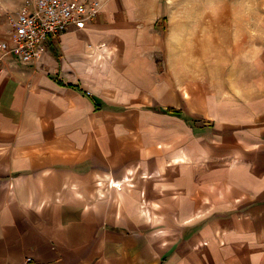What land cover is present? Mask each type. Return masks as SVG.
I'll return each instance as SVG.
<instances>
[{
    "label": "crops",
    "instance_id": "crops-1",
    "mask_svg": "<svg viewBox=\"0 0 264 264\" xmlns=\"http://www.w3.org/2000/svg\"><path fill=\"white\" fill-rule=\"evenodd\" d=\"M125 2L0 60V264H264V52L178 66Z\"/></svg>",
    "mask_w": 264,
    "mask_h": 264
},
{
    "label": "rangeland",
    "instance_id": "rangeland-1",
    "mask_svg": "<svg viewBox=\"0 0 264 264\" xmlns=\"http://www.w3.org/2000/svg\"><path fill=\"white\" fill-rule=\"evenodd\" d=\"M127 3L144 8L151 5L160 11L159 34L174 43L178 66L191 59L196 70L201 63L210 67L216 61L223 62L228 69L254 51L257 59L263 55L264 0H129ZM211 73L207 72L209 76ZM224 73L225 79L231 75ZM226 84L229 86L230 80H225Z\"/></svg>",
    "mask_w": 264,
    "mask_h": 264
},
{
    "label": "built area",
    "instance_id": "built-area-1",
    "mask_svg": "<svg viewBox=\"0 0 264 264\" xmlns=\"http://www.w3.org/2000/svg\"><path fill=\"white\" fill-rule=\"evenodd\" d=\"M107 0H26L11 18L12 29L0 38V60L12 55L35 61L69 26L94 20Z\"/></svg>",
    "mask_w": 264,
    "mask_h": 264
}]
</instances>
